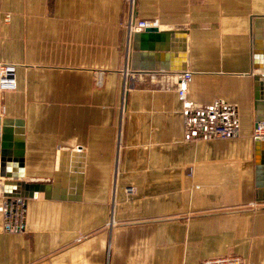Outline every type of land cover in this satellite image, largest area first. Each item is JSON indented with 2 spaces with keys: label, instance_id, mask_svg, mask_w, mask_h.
I'll return each mask as SVG.
<instances>
[{
  "label": "crops",
  "instance_id": "obj_1",
  "mask_svg": "<svg viewBox=\"0 0 264 264\" xmlns=\"http://www.w3.org/2000/svg\"><path fill=\"white\" fill-rule=\"evenodd\" d=\"M128 14L125 0H0V66L15 67L17 86L0 92V118L24 122L0 207L4 182L52 188L26 200L22 233L5 232L0 212V264H264V0H136L138 20L186 32L190 112L175 81L184 72L161 70L183 68L180 35L169 59L146 61L160 71L132 72ZM227 125L239 136L204 139Z\"/></svg>",
  "mask_w": 264,
  "mask_h": 264
},
{
  "label": "water",
  "instance_id": "obj_2",
  "mask_svg": "<svg viewBox=\"0 0 264 264\" xmlns=\"http://www.w3.org/2000/svg\"><path fill=\"white\" fill-rule=\"evenodd\" d=\"M264 27V18H257L255 21L256 31V69L262 73L256 75V130H259L262 125L264 129V65L260 64V59L263 57V53L260 52L261 44V29ZM180 35L182 39V45L180 52L183 54L184 66L179 69H172L166 67L161 69L162 71H175L184 72L187 67V40L186 32L180 31H166L161 32L158 27L147 28L144 32L135 33L133 35L131 46L132 55L130 62V70L138 73H149L160 71L152 68L146 64L148 59H153L159 52H166V58L169 59L173 48L169 46L171 39ZM143 60L142 65H138V62ZM24 136V122L23 120H12L0 118V179H7L10 177V167L8 166V151L12 149L14 141L18 144V148L22 146ZM21 142V143H20ZM256 151H257V188L259 191V197L264 201V137L258 136L256 138ZM24 152L22 149L17 150L16 157L19 158L20 169L18 171L17 180L23 178L24 167ZM10 185L16 187V189H10ZM50 185L39 184L35 182H4L2 186V194L7 199H32L36 192H44L46 197H49L51 191Z\"/></svg>",
  "mask_w": 264,
  "mask_h": 264
},
{
  "label": "built area",
  "instance_id": "obj_3",
  "mask_svg": "<svg viewBox=\"0 0 264 264\" xmlns=\"http://www.w3.org/2000/svg\"><path fill=\"white\" fill-rule=\"evenodd\" d=\"M129 4V14L127 19L128 41L131 45L133 35L135 33L144 32L147 28L158 27V22L142 21L135 17L136 0H125ZM192 80V73L184 72L175 75L177 92L180 100L184 104L186 111L190 112L194 105L188 100L187 87ZM15 67L0 66V92L16 90ZM260 126L258 131H261ZM260 133V132H259ZM239 136V129L235 125H227L217 127L213 134L205 135L204 139L210 140H226L234 139ZM25 204L26 200L12 198H4L3 204L0 207V212L4 217V231L11 234H18L25 231ZM201 264H248V262L237 255L221 256L204 260Z\"/></svg>",
  "mask_w": 264,
  "mask_h": 264
}]
</instances>
